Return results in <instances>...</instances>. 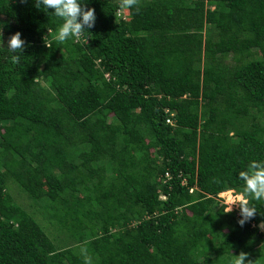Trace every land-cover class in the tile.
I'll return each instance as SVG.
<instances>
[{"label": "trees", "instance_id": "trees-1", "mask_svg": "<svg viewBox=\"0 0 264 264\" xmlns=\"http://www.w3.org/2000/svg\"><path fill=\"white\" fill-rule=\"evenodd\" d=\"M85 5L60 42L0 0V264H264V200L243 226L218 200L264 161V0Z\"/></svg>", "mask_w": 264, "mask_h": 264}, {"label": "clouds", "instance_id": "clouds-1", "mask_svg": "<svg viewBox=\"0 0 264 264\" xmlns=\"http://www.w3.org/2000/svg\"><path fill=\"white\" fill-rule=\"evenodd\" d=\"M133 2L134 0H121V7H130ZM35 7L62 20L56 28V39L60 42L78 38L84 31H87L86 29L94 27L96 20L95 10L87 8L85 0H35ZM25 43L19 32L7 41V50L11 53L10 59L13 62L20 61V53H23ZM239 178L243 182L242 191L231 197L223 212L230 213L233 211V206L238 205L242 217L238 223L243 226L258 212V208L251 204L250 200H264V161L250 162L246 170L240 171ZM228 191L235 192L233 189ZM234 257L235 264H245L247 254L241 252ZM249 264H251L250 261Z\"/></svg>", "mask_w": 264, "mask_h": 264}, {"label": "rangeland", "instance_id": "rangeland-1", "mask_svg": "<svg viewBox=\"0 0 264 264\" xmlns=\"http://www.w3.org/2000/svg\"><path fill=\"white\" fill-rule=\"evenodd\" d=\"M10 193H12L14 196H16L17 198V201L25 206V207H28L31 209L30 205H32V203L26 198V197H21V191H19L17 189V186L15 184H12L11 185V188H10ZM236 195V192L232 191V192H228V193H223V194H220L219 195V203L222 204V205H227L229 202H230V199L231 197L235 196ZM162 199H165V197L163 196ZM33 209V208H32ZM239 209V206L238 205H234L233 206V211L234 210H238ZM39 216V220L38 222L40 221L41 225L46 228V230L51 234V235H54L55 234V230H54V227L50 224V222H47V220L43 219L40 215ZM260 229L261 231H264V224L260 225Z\"/></svg>", "mask_w": 264, "mask_h": 264}, {"label": "built area", "instance_id": "built-area-1", "mask_svg": "<svg viewBox=\"0 0 264 264\" xmlns=\"http://www.w3.org/2000/svg\"><path fill=\"white\" fill-rule=\"evenodd\" d=\"M168 122H169V123H173L172 119H169ZM166 177L169 178V177H170V174L167 173V174H166ZM192 191H193V190H191V192H192Z\"/></svg>", "mask_w": 264, "mask_h": 264}]
</instances>
